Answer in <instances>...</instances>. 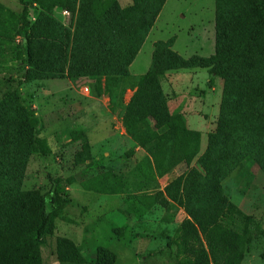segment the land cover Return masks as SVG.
<instances>
[{
  "label": "trees",
  "instance_id": "1",
  "mask_svg": "<svg viewBox=\"0 0 264 264\" xmlns=\"http://www.w3.org/2000/svg\"><path fill=\"white\" fill-rule=\"evenodd\" d=\"M166 1L137 0L127 7L115 2L96 18L95 0H19L21 13L0 2V64L21 62L22 75L40 79L68 75L90 84L94 95L110 96L111 109L121 108L125 130L147 156L113 182L93 179L96 183L84 185L107 193L134 186L138 193L132 197L141 206L132 209L139 215L157 204L184 208L188 217L179 228L178 264H242L253 221L228 198L223 181L234 171L246 174L250 164L264 172V0H216L213 54L185 57L169 41H158L148 71L132 75L130 66ZM58 7L76 16L73 31L56 17ZM17 36L22 41L15 44ZM196 68L223 80L220 113L202 154V132L169 110L162 86L168 71ZM127 88L134 92L123 103ZM16 92L0 101V264H42L41 246L58 207L55 196L54 205L44 197L35 221L24 216L20 187L28 155L38 147L33 126L38 119ZM74 160L78 166L93 162L83 151ZM180 164L189 170L159 190L158 179ZM70 246L69 239H59L60 252ZM104 255L99 251L94 263L111 264Z\"/></svg>",
  "mask_w": 264,
  "mask_h": 264
},
{
  "label": "rangeland",
  "instance_id": "2",
  "mask_svg": "<svg viewBox=\"0 0 264 264\" xmlns=\"http://www.w3.org/2000/svg\"><path fill=\"white\" fill-rule=\"evenodd\" d=\"M0 2L17 13L22 11L19 0ZM115 2L127 7L137 0H95V18ZM30 11L35 20V6ZM55 15L74 30L76 16L71 11L58 7ZM20 41L17 36L15 44ZM158 41H169L172 49L185 57L213 54L216 0H167L130 66L132 75L148 71ZM21 67V62L0 64V101L20 91L38 119L33 125L38 147L28 155L20 188L26 205L24 216L33 221L42 198L54 205L51 199L55 196L59 202L55 203L58 209L51 212L54 228L41 246L42 264H95L99 251L111 264H178L183 256L177 245L179 228L188 217L184 208L167 209L157 204L139 215L132 209L133 204L141 206L132 197L138 193L134 186L125 192L107 193L84 185L113 182L147 156L125 130L121 108L113 111L111 97L94 95L90 84H78L68 75L50 79H40L35 73L25 76ZM162 86L169 110L179 111L189 128L202 132V154L220 113L222 78L208 68L170 70ZM133 92L126 89L123 103H128ZM80 151L91 154L92 165H75ZM193 165L199 167L196 161ZM248 167L246 174L231 173L223 187L228 198L253 221L242 264H264V172L257 164ZM187 170L186 164H180L159 178V190ZM60 238L69 239L73 246L60 252Z\"/></svg>",
  "mask_w": 264,
  "mask_h": 264
},
{
  "label": "built area",
  "instance_id": "3",
  "mask_svg": "<svg viewBox=\"0 0 264 264\" xmlns=\"http://www.w3.org/2000/svg\"><path fill=\"white\" fill-rule=\"evenodd\" d=\"M65 12H68V11H65ZM87 90H88V88H87Z\"/></svg>",
  "mask_w": 264,
  "mask_h": 264
}]
</instances>
